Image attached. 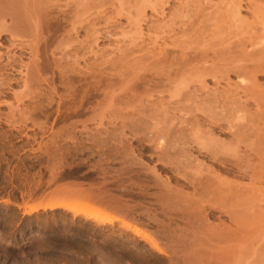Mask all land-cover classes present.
Instances as JSON below:
<instances>
[{
  "label": "rangeland",
  "instance_id": "374dc122",
  "mask_svg": "<svg viewBox=\"0 0 264 264\" xmlns=\"http://www.w3.org/2000/svg\"><path fill=\"white\" fill-rule=\"evenodd\" d=\"M158 1L31 0L0 18V264L264 262V0ZM153 5L159 50L134 40ZM57 198L139 234L15 206Z\"/></svg>",
  "mask_w": 264,
  "mask_h": 264
},
{
  "label": "bare ground",
  "instance_id": "6f19581e",
  "mask_svg": "<svg viewBox=\"0 0 264 264\" xmlns=\"http://www.w3.org/2000/svg\"><path fill=\"white\" fill-rule=\"evenodd\" d=\"M31 0H0V3H4L5 4V7L6 8H8V9H10V11L8 12V11H3V10H0V18H4L6 15H10V17H14V18H16V19H20V20H22V19H26L27 17H28V14L24 11V8L25 7H27V5H28V3L30 2ZM145 2H149V4L151 3V2H153V4L155 5L156 3H154L155 1L157 2L158 0H155V1H152V0H144ZM165 1V3L166 2H169L168 0H164ZM174 2L176 1V0H173ZM178 1V3L180 4L182 1H184V0H177ZM177 1L175 2V3H177ZM245 2H247L246 0H244ZM249 1V0H248ZM35 2V1H34ZM38 1H36L35 3H37ZM120 2V1H119ZM185 2V1H184ZM187 2V1H186ZM239 2L242 4V2H243V0H239ZM251 2V1H250ZM161 3V5L163 4L164 6L165 5H167V4H164V2H160ZM160 3H159V1L157 2V5H160ZM240 3H238L239 4V6L237 5V9H236V11L237 12H239L240 10H239V7H241L242 5L240 4ZM244 3V2H243ZM248 3V2H247ZM246 3V4H247ZM144 4H147V3H143V6H145ZM152 4V3H151ZM150 4V5H151ZM251 4H252V2H251ZM149 5V6H150ZM154 5L152 6V8H151V14L152 15H148V14H146V10H144L145 8H142V13L144 14H142L141 12H139V13H141V15L137 12V14H139L140 16H144V20L142 19V22H138V23H136V22H134V25H136V27H137V31H136V36H134V37H136V38H134V40L135 41H137V40H140V42L138 41V43H141V40H142V43L145 41L146 42V44L145 43H143V44H145V46H144V48L145 49H147V50H149V46L150 47H152V46H154V48L156 49V47L157 46H162L164 43V41H165V38H163V39H161V40H163V41H157V39H158V31H159V29L160 30H162L161 29V27L162 26H160V27H156V28H153V27H151V25H152V19L153 18H156V19H158V18H160V16L163 18V16H165L164 15V9L165 8H162L161 6H160V10H157V9H155V7H154ZM178 5V4H177ZM181 5H183V4H180V6ZM249 5L250 4H248V6H247V8L249 7ZM163 6V7H164ZM244 6V5H243ZM242 6V7H243ZM142 6H140V8H141ZM245 7V6H244ZM244 7H243V9H244ZM2 8V7H1ZM147 8H149L148 6H147ZM247 8H245L246 10H247ZM140 10V9H139ZM235 14H236V12H235ZM239 14V13H238ZM149 16H151L152 17V19H150V17ZM149 17V18H148ZM137 21V20H136ZM139 21H141L140 19H139ZM145 23V25L143 24H141V23ZM150 22V23H149ZM136 23V24H135ZM150 24V25H149ZM155 27V26H154ZM164 30V29H163ZM127 32V31H126ZM160 32H162V31H160ZM164 32V31H163ZM129 33V32H128ZM135 34H133V35H135ZM133 35H132V37H133ZM161 35V34H160ZM128 36V35H127ZM163 35H161L160 37H159V39L162 37ZM126 38V37H125ZM130 38V37H129ZM124 39V38H123ZM158 39V40H159ZM132 42H133V38H132ZM163 43L162 45L161 44H157V43ZM137 43V42H136ZM263 45V44H262ZM252 46V45H251ZM143 47V46H142ZM143 48V49H144ZM144 49V50H145ZM153 48H151L150 50H152ZM157 49L159 50V48L157 47ZM27 53H28V55H29V52H28V50H27ZM30 54H31V52H30ZM29 56H31V55H29ZM28 56V57H29ZM27 57V58H28ZM21 58V57H20ZM20 58H19V60H20ZM30 58V57H29ZM33 58V57H32ZM31 59V58H30ZM21 61V60H20ZM19 61V62H20ZM22 61H23V59H22ZM21 61V62H22ZM24 62V61H23ZM25 64H26V66H25ZM20 65H22V64H20ZM20 67V66H19ZM23 67H27L28 68V66H27V63H24V65L22 66V68ZM27 68H25V70L27 69ZM20 69V68H19ZM28 70V69H27ZM19 71V70H18ZM20 71H23V69L21 70L20 69ZM19 71V72H20ZM26 72V71H25ZM24 71H23V74L25 73ZM22 73V72H21ZM27 73V72H26ZM25 75V74H24ZM22 76V75H21ZM243 81V80H242ZM228 82V81H227ZM225 83H226V81H225ZM224 83V84H225ZM240 82H238L237 83V85H235L236 87L237 86H239L240 84H239ZM215 84H218V83H215ZM219 84H220V82H219ZM227 85H229L228 83H226ZM225 84V85H226ZM239 84V85H238ZM243 84V83H242ZM241 84V85H242ZM206 84H204V86H205ZM226 85V86H227ZM231 86V85H230ZM238 88V87H237ZM236 88V89H237ZM0 140L1 141H3V142H6V141H10V140H12V136L11 135H8V134H6V133H3V134H0ZM1 155V154H0ZM61 167H58L57 169H51L50 170V172H51V174H50V176H49V178L46 180V184L48 185V184H51V183H53L55 180H57V177L59 176V174H60V171H57L58 169H60ZM19 170V169H18ZM18 170H16V172L15 173H10V175H9V178H8V180H7V182L8 183H10V184H13V182H14V178H18L19 177V174H18ZM12 172V171H11ZM16 180V179H15ZM2 182H5V180H2ZM21 184H23V185H25V184H28V183H26V182H20ZM42 186V182H40L39 180L37 181V182H34V183H32V184H29V188H28V190L27 191H20V194H21V197H24V196H29V195H31L32 193H33V191L34 190H36L37 188H39V187H41ZM3 202L5 203V204H7V203H13V200L11 199V198H9V197H7V198H5V199H3ZM15 206H16V208L17 209H20L21 210V215H30V214H32V213H35V212H38V211H53V210H57V209H64V210H67V211H70V212H72V217L74 218V217H76L77 215H83L85 218H89V219H93L97 224H103V223H108V224H112V223H115V222H118L119 223V225L121 226V227H123L125 230H130V231H132V232H134L135 234H139V230H138V228L136 227V226H134V225H132V224H130L128 221H126L124 218H122L121 216H118V215H115V214H110V213H108V212H105V211H103V210H101V209H99V208H97L96 206H94V205H91V204H83V203H77L76 201H74V200H67V199H59V198H57V199H47V200H44V201H37V202H33V203H21V204H19V203H15ZM151 243H152V246L156 249V250H158V251H160V247L155 243V242H153L152 240H151ZM241 264H264V262H261V261H243Z\"/></svg>",
  "mask_w": 264,
  "mask_h": 264
}]
</instances>
